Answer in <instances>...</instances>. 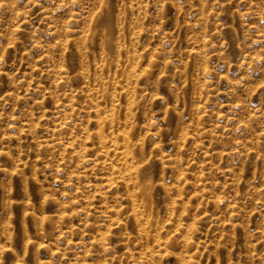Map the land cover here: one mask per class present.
<instances>
[{"label":"rangeland","instance_id":"obj_1","mask_svg":"<svg viewBox=\"0 0 264 264\" xmlns=\"http://www.w3.org/2000/svg\"><path fill=\"white\" fill-rule=\"evenodd\" d=\"M156 261L264 264V0H0V264Z\"/></svg>","mask_w":264,"mask_h":264},{"label":"clouds","instance_id":"obj_2","mask_svg":"<svg viewBox=\"0 0 264 264\" xmlns=\"http://www.w3.org/2000/svg\"><path fill=\"white\" fill-rule=\"evenodd\" d=\"M160 82L154 81L153 86L158 87ZM170 90L175 92L177 98H179V90L175 88L174 85L170 87ZM152 125H149L151 127ZM157 131L153 133L150 137L153 143L159 144L161 139V133L163 130L159 129V124L156 125ZM155 159V157H149L147 153H140L138 157L133 161L135 168L141 172L142 174V182L138 183L137 191L141 193L143 197H148L151 195L152 190L156 187L155 183L152 180L154 176V169L153 165L149 163L150 160ZM180 162V157L177 155L176 157V164L178 165ZM160 228L159 225L156 226L157 233L159 232ZM191 231V230H190ZM154 264H159L158 261L154 262Z\"/></svg>","mask_w":264,"mask_h":264}]
</instances>
